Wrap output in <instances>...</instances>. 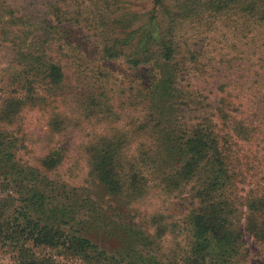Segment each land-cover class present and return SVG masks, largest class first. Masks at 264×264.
Segmentation results:
<instances>
[{
	"label": "rangeland",
	"instance_id": "374dc122",
	"mask_svg": "<svg viewBox=\"0 0 264 264\" xmlns=\"http://www.w3.org/2000/svg\"><path fill=\"white\" fill-rule=\"evenodd\" d=\"M201 124L245 130L241 214L196 250V181L171 176ZM259 187L264 0H0V264H264L243 227ZM52 233L107 260L43 243Z\"/></svg>",
	"mask_w": 264,
	"mask_h": 264
},
{
	"label": "trees",
	"instance_id": "16d2710c",
	"mask_svg": "<svg viewBox=\"0 0 264 264\" xmlns=\"http://www.w3.org/2000/svg\"><path fill=\"white\" fill-rule=\"evenodd\" d=\"M167 43L171 47L165 49L172 55L175 49L173 41L169 39ZM204 125L194 126L196 130L192 134L185 131L184 136L181 137L185 138L184 156L180 160L182 166L177 168L174 175L171 176L178 180L180 185L196 181V194L193 198H198V205L190 217V223L196 236V250H200L204 246L209 247L208 243L211 239L217 242L228 238L229 226H232L233 222L237 221L235 220L237 215L241 214L236 203L238 200L236 189L241 170L238 168L240 162H237L238 154L235 152L234 146L238 143L239 132L244 131L245 128L240 127L238 130H234V134L228 133L225 137L217 133L214 136L206 134L209 127ZM106 161L109 165L111 164L108 159ZM109 165H105L103 162L100 167L105 168ZM103 175H107V179H109L108 172L103 170ZM241 175L244 177L243 173ZM103 181L108 184L105 180ZM250 192L245 197L246 213L243 214V227L264 249V194L260 192V187L252 189ZM57 235L58 233L53 234L55 242L43 240V243L53 247H63L68 254L81 260L96 261V263L107 260L106 253L93 246L89 241L74 239L70 244H67L66 241L60 242ZM18 264L61 263L48 258H29L22 255Z\"/></svg>",
	"mask_w": 264,
	"mask_h": 264
}]
</instances>
